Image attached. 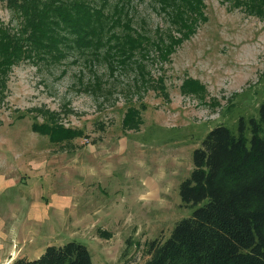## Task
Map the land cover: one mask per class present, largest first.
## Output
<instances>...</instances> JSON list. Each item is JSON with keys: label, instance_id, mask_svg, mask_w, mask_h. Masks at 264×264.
Returning a JSON list of instances; mask_svg holds the SVG:
<instances>
[{"label": "rangeland", "instance_id": "1", "mask_svg": "<svg viewBox=\"0 0 264 264\" xmlns=\"http://www.w3.org/2000/svg\"><path fill=\"white\" fill-rule=\"evenodd\" d=\"M133 4L147 28L166 27L152 0ZM204 12L206 20L170 60L145 61L151 80L134 81L123 70L110 75L101 65L104 88L90 92L84 89L89 70L71 55L51 66L22 60L12 67L0 101V183L25 172L51 174L0 189V239L7 217L18 234L15 253L33 259L48 245L73 240L88 248L93 264H144L148 242L167 238L192 214L197 205L181 201L179 185L193 168V150L212 127L235 130L240 116L257 117L264 101V18L221 0H205ZM0 17L15 23L3 4ZM187 78L204 90L182 92ZM129 106L140 111L137 127L123 126ZM46 120L82 133L51 142L32 129ZM62 190L72 198L63 214L48 206L41 220L30 217L28 202Z\"/></svg>", "mask_w": 264, "mask_h": 264}, {"label": "trees", "instance_id": "2", "mask_svg": "<svg viewBox=\"0 0 264 264\" xmlns=\"http://www.w3.org/2000/svg\"><path fill=\"white\" fill-rule=\"evenodd\" d=\"M152 1L167 23L153 31L143 17L137 19L133 0H0L15 20L13 24L0 17V101L6 95L9 72L22 60L51 66L74 56L89 70L84 89L90 92L104 88L101 65L110 75L123 70L133 72L134 81L145 76L151 80L145 61L170 60L206 20L205 0ZM221 1L264 18V0ZM80 76L82 81V70ZM203 87L194 78L181 83L182 92ZM46 114L49 120L50 113ZM48 120L33 122L32 129L48 135L51 142L82 133ZM141 121L133 106L122 118L123 126L129 127ZM192 163L179 195L185 205L197 206L176 222L167 238L148 242L144 264H264V101L258 116H240L235 130L225 124L212 127L193 150ZM12 264L93 262L88 248L72 240L48 245L37 258L19 257Z\"/></svg>", "mask_w": 264, "mask_h": 264}, {"label": "crops", "instance_id": "3", "mask_svg": "<svg viewBox=\"0 0 264 264\" xmlns=\"http://www.w3.org/2000/svg\"><path fill=\"white\" fill-rule=\"evenodd\" d=\"M51 174H48L45 170L44 173H41V171H39V173L36 171H34V174H32L31 172H25V173H20L19 174V180L21 179L22 181H34L35 180H43L45 181V178H50ZM7 182L4 183H0V189H5V187H7L8 184L10 183H18L17 180H10L7 178ZM51 180H54L53 178H51ZM53 181H50V183ZM73 181H71L70 183H72ZM36 183V182H35ZM67 183L62 184L61 186L66 185ZM28 206H27V212L29 213L30 217H34L36 220H41L43 218V213H44V209L47 210L48 206L53 208L54 212L56 213V215L59 214H63L64 213V209L69 208L70 206H72V198L69 195V192H64L63 190L61 192L59 191H52L51 193L48 192L47 196H41V197H37L36 199H32L30 202H28ZM15 208V207H14ZM17 208V207H16ZM11 209V213L15 212V210H13V206L10 207ZM15 218L12 216L9 217L10 221H13ZM7 217L4 219V234L1 237L2 239H0V243L3 242V248L0 249V264H12V262L18 258V257H25L28 258V253L24 252V251H19L18 253L14 252V247H12V242L15 243L18 234L13 233L12 231H10L9 229H13L10 225H6L7 222ZM16 237V238H15ZM2 240V241H1ZM17 242V241H16ZM17 243H15L16 245ZM39 253V250H36L35 253Z\"/></svg>", "mask_w": 264, "mask_h": 264}]
</instances>
